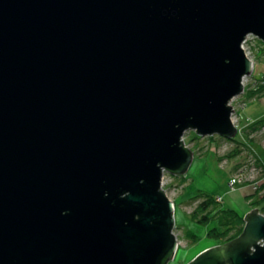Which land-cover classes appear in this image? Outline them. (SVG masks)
<instances>
[{"label": "water", "instance_id": "1", "mask_svg": "<svg viewBox=\"0 0 264 264\" xmlns=\"http://www.w3.org/2000/svg\"><path fill=\"white\" fill-rule=\"evenodd\" d=\"M264 0H0V264H169L184 137L235 139ZM189 264H264V214Z\"/></svg>", "mask_w": 264, "mask_h": 264}, {"label": "rangeland", "instance_id": "2", "mask_svg": "<svg viewBox=\"0 0 264 264\" xmlns=\"http://www.w3.org/2000/svg\"><path fill=\"white\" fill-rule=\"evenodd\" d=\"M246 52L257 70L244 80L245 92L231 103L235 110L233 122L240 135L235 140L245 144L239 147L242 153L233 156L239 145L232 139L200 137L188 131L184 140L195 154L193 165L183 177L166 173V189L176 204L174 233L179 241L176 256L169 264H189L203 251L226 244L208 237L219 226L217 221L203 226L191 218L206 195L216 198L220 210L233 209L243 218L256 208L264 214V126L258 130L250 127L264 116V96L251 98L250 92L264 84V46L255 37L249 40ZM234 179L238 181L232 186ZM255 202L261 204L255 207Z\"/></svg>", "mask_w": 264, "mask_h": 264}, {"label": "trees", "instance_id": "3", "mask_svg": "<svg viewBox=\"0 0 264 264\" xmlns=\"http://www.w3.org/2000/svg\"><path fill=\"white\" fill-rule=\"evenodd\" d=\"M262 46L264 42L260 40ZM251 98L260 99L264 96V84L258 86L257 89H252ZM264 126V116L259 117L257 120L251 123L250 127L252 130H258L260 127ZM237 136H240L237 133ZM236 136V137H237ZM235 137V138H236ZM236 141L235 139H232ZM238 143V148L235 149L233 156H237L242 153L240 146L245 145L242 141H236ZM247 142V141H246ZM248 143V142H247ZM183 177V176H179ZM261 203L255 202L254 206L257 207ZM264 213V207L262 208ZM192 219L199 225H208L212 220L218 222V227L212 229L208 237L216 240H220L223 243H228L236 238H238L245 229V220L233 209L220 210V205L214 196L206 195L204 200L197 206L195 211L191 214Z\"/></svg>", "mask_w": 264, "mask_h": 264}, {"label": "built area", "instance_id": "4", "mask_svg": "<svg viewBox=\"0 0 264 264\" xmlns=\"http://www.w3.org/2000/svg\"><path fill=\"white\" fill-rule=\"evenodd\" d=\"M250 39H255V37L254 36H249L248 38H247V40L245 41V43H244V45H243V47L245 48V50L247 51V44L249 43V40ZM257 39V38H256ZM187 145V144H186ZM237 179H234L233 181H232V183H231V185L232 186H235V184L237 183ZM167 176H166V174H165V176H164V179H163V188L166 190V192H167V189H166V186H167ZM167 194L169 195V193L167 192ZM169 197H170V195H169Z\"/></svg>", "mask_w": 264, "mask_h": 264}, {"label": "bare ground", "instance_id": "5", "mask_svg": "<svg viewBox=\"0 0 264 264\" xmlns=\"http://www.w3.org/2000/svg\"><path fill=\"white\" fill-rule=\"evenodd\" d=\"M246 51V50H245ZM247 53V52H246ZM254 70H257V67L255 66V69Z\"/></svg>", "mask_w": 264, "mask_h": 264}]
</instances>
